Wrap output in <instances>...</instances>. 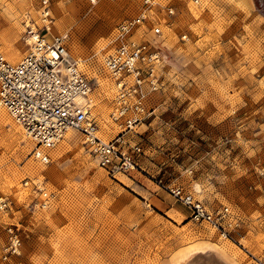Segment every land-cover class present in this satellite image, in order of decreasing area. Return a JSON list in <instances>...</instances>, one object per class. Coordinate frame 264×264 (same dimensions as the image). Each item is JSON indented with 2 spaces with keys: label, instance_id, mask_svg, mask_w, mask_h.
Listing matches in <instances>:
<instances>
[{
  "label": "rangeland",
  "instance_id": "rangeland-1",
  "mask_svg": "<svg viewBox=\"0 0 264 264\" xmlns=\"http://www.w3.org/2000/svg\"><path fill=\"white\" fill-rule=\"evenodd\" d=\"M142 1L50 0V31L67 35L70 56L93 81L92 114L104 139L119 129L109 120L114 89L102 61L117 24ZM155 3L133 32L163 56L155 113L125 135L129 151L141 148L135 169L102 168L74 129L40 163L0 106V197L12 203L0 212V264H264V0ZM39 12L40 0H0L9 61L26 52L25 14L40 23ZM36 179L54 194L46 210L33 209ZM174 186L211 209L228 206L233 240L193 221L168 191ZM8 225L19 228L21 248L2 261Z\"/></svg>",
  "mask_w": 264,
  "mask_h": 264
},
{
  "label": "built area",
  "instance_id": "built-area-1",
  "mask_svg": "<svg viewBox=\"0 0 264 264\" xmlns=\"http://www.w3.org/2000/svg\"><path fill=\"white\" fill-rule=\"evenodd\" d=\"M94 2L91 0L92 4ZM155 4V0H143L136 16L122 19L117 24L114 50L102 61L114 89L109 120L119 129L111 139L99 135V123L92 114L89 95L93 91V81L70 56L67 35L50 31L53 21L50 0H40V23L30 13L25 14L22 39L26 52L22 59L11 62L0 48V106L34 143L31 154L35 160L50 163V150L69 129H75L83 134L90 152L107 171L127 172L136 168L135 157L141 148L133 145L129 151L125 135L155 113L151 100L162 86L159 68L163 56L150 41L134 38L133 32L147 20L149 10ZM166 11L170 16L175 15L172 6ZM152 30L155 34L162 33L158 25ZM182 38L187 39V35ZM34 185L38 197L33 209L46 210L52 204L54 194L38 179ZM168 191L189 209L193 221L207 222L220 236L233 240L226 228L232 224L228 206L211 209L180 186L168 187ZM11 204L7 198L0 197V212L11 209ZM5 234L2 261L20 254L21 248L17 226L5 227Z\"/></svg>",
  "mask_w": 264,
  "mask_h": 264
},
{
  "label": "bare ground",
  "instance_id": "bare-ground-1",
  "mask_svg": "<svg viewBox=\"0 0 264 264\" xmlns=\"http://www.w3.org/2000/svg\"><path fill=\"white\" fill-rule=\"evenodd\" d=\"M112 86H113V85H112ZM90 95H91V94H90ZM90 95H89V97H90ZM92 106H93V105H92ZM6 112H7V111H6ZM7 113H8V112H7ZM9 116H10V115H9ZM10 117H11V116H10ZM11 118H12V117H11ZM12 119H13V118H12ZM13 120H14V119H13ZM69 130H70V129H69ZM69 130H68V131H69ZM74 130H75V129H74ZM68 131H67V132H68ZM77 131H78V130H77ZM67 132H66V133H67ZM78 132H79V131H78ZM80 133H81V132H80ZM81 134H82V133H81ZM82 135H83V134H82ZM84 142H85V141H84ZM32 157H33V156H32ZM96 160H97V159H96ZM97 163H98V161H97ZM98 165H99V164H98ZM99 166H100V165H99ZM102 168H103V167H102ZM38 180H39V179H38ZM39 181H40V180H39ZM40 183H41V185H42L43 187L46 188V186L43 185L42 181H40ZM25 185H27V184H25ZM48 190H49V189H48ZM36 193H37V192H36ZM37 194H38V193H37Z\"/></svg>",
  "mask_w": 264,
  "mask_h": 264
}]
</instances>
